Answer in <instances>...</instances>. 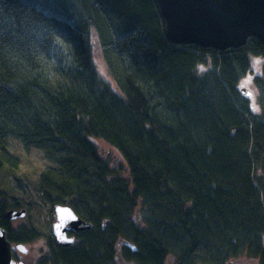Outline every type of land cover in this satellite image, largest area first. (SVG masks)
<instances>
[{
	"label": "trees",
	"instance_id": "1",
	"mask_svg": "<svg viewBox=\"0 0 264 264\" xmlns=\"http://www.w3.org/2000/svg\"><path fill=\"white\" fill-rule=\"evenodd\" d=\"M254 59L257 112L237 87ZM14 141L53 165L37 193L93 226L70 247L43 243L28 221H7L29 211L0 189V227L12 245L43 244L36 264H116L118 239L136 264H264V46L255 38L223 52L174 45L156 0H0V172H18Z\"/></svg>",
	"mask_w": 264,
	"mask_h": 264
},
{
	"label": "water",
	"instance_id": "2",
	"mask_svg": "<svg viewBox=\"0 0 264 264\" xmlns=\"http://www.w3.org/2000/svg\"><path fill=\"white\" fill-rule=\"evenodd\" d=\"M165 22L166 39L177 46L196 45L226 51L244 47L251 38L264 46V0H156ZM243 94H246L243 91ZM250 96V93L246 94ZM56 223L52 236L62 248L74 244L70 231H92L70 204L54 207ZM27 217V210L6 214L9 222ZM28 253L25 245H12L0 227V264H22L12 258V250ZM228 264H238L230 262Z\"/></svg>",
	"mask_w": 264,
	"mask_h": 264
},
{
	"label": "rangeland",
	"instance_id": "3",
	"mask_svg": "<svg viewBox=\"0 0 264 264\" xmlns=\"http://www.w3.org/2000/svg\"><path fill=\"white\" fill-rule=\"evenodd\" d=\"M96 62L103 77L110 80L108 76L107 66L104 58L101 55L100 46L95 42ZM259 59L252 60V72L244 79L240 80L238 90L250 92L247 96L251 109L255 112L258 110L257 92L254 89L252 75L261 73V67L258 64ZM258 74H255V73ZM111 81V80H110ZM100 150L101 156L106 158L115 168L123 167L126 174L129 173V167L119 152L111 145L96 141ZM9 155L19 161L18 172L10 174L8 168L0 172V189L8 192V196L14 199H22L24 208H27L29 219H21L17 221L18 225H22L25 221L29 222V226L34 227L35 232L42 234V241L45 243L51 238L54 224V207L53 201L50 198L43 197L36 191L37 180L40 173L47 167L53 166L45 160L43 153L36 149L27 151L17 142H12L8 149ZM256 174V172H255ZM118 248H115L116 264H136L129 257V254L123 250L122 239H118ZM43 247L42 243H33L29 245L31 253L36 254ZM173 258L168 259L167 264H172ZM231 262L238 264H259L258 260H232Z\"/></svg>",
	"mask_w": 264,
	"mask_h": 264
},
{
	"label": "flooded vegetation",
	"instance_id": "4",
	"mask_svg": "<svg viewBox=\"0 0 264 264\" xmlns=\"http://www.w3.org/2000/svg\"><path fill=\"white\" fill-rule=\"evenodd\" d=\"M258 64L260 65L261 61H259ZM69 235L74 237L75 241H77V239L79 240L78 234H76V232L70 231ZM14 247H15V245H14ZM27 248H28V253L26 255L22 254L19 250H17V248H13V250H12L13 260L16 262H20L22 264H36L38 259H39L37 253L33 254V253H31L30 248L29 247H27Z\"/></svg>",
	"mask_w": 264,
	"mask_h": 264
}]
</instances>
